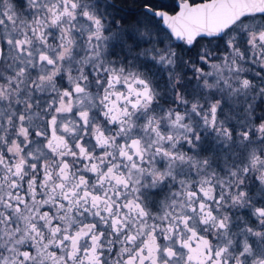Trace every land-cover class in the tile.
Wrapping results in <instances>:
<instances>
[{
    "label": "snow or ice",
    "instance_id": "6c2138e0",
    "mask_svg": "<svg viewBox=\"0 0 264 264\" xmlns=\"http://www.w3.org/2000/svg\"><path fill=\"white\" fill-rule=\"evenodd\" d=\"M0 264H264V0H0Z\"/></svg>",
    "mask_w": 264,
    "mask_h": 264
}]
</instances>
